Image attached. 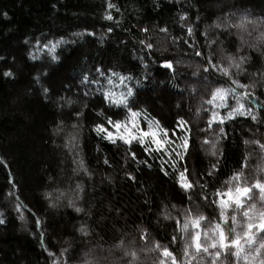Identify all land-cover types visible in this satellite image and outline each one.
I'll use <instances>...</instances> for the list:
<instances>
[{
  "label": "trees",
  "instance_id": "obj_1",
  "mask_svg": "<svg viewBox=\"0 0 264 264\" xmlns=\"http://www.w3.org/2000/svg\"><path fill=\"white\" fill-rule=\"evenodd\" d=\"M109 12L111 21L104 18ZM244 15L255 23L233 27ZM262 32L264 0H0V264H171L165 247L184 264L189 215L206 217L202 230L219 222L228 232L235 214L242 233L243 211L253 204L264 209L254 188L257 180L264 183ZM229 55L237 62L245 57L230 76L204 71L209 58L227 67ZM128 87L129 106L144 129L151 120L168 130L171 156L145 153L135 141L112 143L93 130L104 123L115 131L107 117L130 119L126 108L103 96ZM218 87L247 93L240 102L257 119L228 117L233 94L226 106L209 103ZM213 111L217 119L209 126ZM186 136L190 146L181 159L176 153H183ZM185 169L194 185L187 191L178 183ZM236 173L252 191L240 209H227L225 225L216 193L234 192ZM261 242L264 233L246 251L255 255ZM200 255L203 261L197 256L192 264H211ZM259 259L264 249L256 264ZM220 260L246 264L230 252Z\"/></svg>",
  "mask_w": 264,
  "mask_h": 264
},
{
  "label": "snow or ice",
  "instance_id": "obj_2",
  "mask_svg": "<svg viewBox=\"0 0 264 264\" xmlns=\"http://www.w3.org/2000/svg\"><path fill=\"white\" fill-rule=\"evenodd\" d=\"M107 7L111 9L113 8V5L109 3ZM104 18L109 21L114 19L110 12ZM248 23H255V21L248 20L247 16L244 15L240 17L239 23L232 26L238 29H244ZM215 26L217 28L221 27L220 24H216ZM108 31L111 32L112 29L109 28ZM187 31L189 35H191L192 29L189 28ZM259 39L261 41H264V32L260 34ZM141 43H143V41H141ZM56 46L57 45L53 44L49 51H54ZM147 47L151 49L152 45L148 44ZM201 54L202 53L200 52L196 53V55L198 56ZM55 58L56 57L53 56V59ZM227 60L229 62L227 67H218L216 61L213 58H209L207 60V66L204 68V71H219L224 76H230V69L232 67H236L237 69H239L243 64L245 57H240L239 62H237L234 57L229 55L227 56ZM163 66L167 67L170 70L173 69V63L171 61H164ZM97 71H99V69H97ZM11 75L12 73L10 70L4 72L5 77ZM85 79H87V77H85ZM120 79L121 83H123L126 78L121 77ZM128 79H130V77ZM92 82L95 83L96 81ZM109 83H111V80H109ZM232 83L235 84L237 88L248 87L247 85L241 84L237 80H233ZM44 91L47 92L48 90L45 89ZM133 94L134 92L132 87H128L127 91L120 93L119 96H116L115 93L104 91L103 96L105 101L109 102L113 106H123L124 108H126L128 113L130 114V119H126L125 121H113L111 117H107V124L115 131L109 130V127H106L104 123L95 124L93 130L96 131L97 134L103 133V138L112 143H116L117 140H119L122 141L125 145H131L135 141L143 147L145 153L151 154L154 152H163L171 156V151L166 147L167 145L173 143V141L169 137L168 130L161 128L158 121L153 122L151 120H148L146 122L147 130L144 129V127L138 122L140 113L129 106V97H132ZM229 94H233L237 98L236 105L232 107L228 113L229 118H234L236 115H241L251 116V119L253 121L257 119V117L252 114L251 108H246L245 105L240 102L241 97L247 96V93H237L236 88H216L212 93V100H210L209 103H213V101L219 100L220 103L216 105L217 107L226 106V100ZM77 115L79 116L80 114L77 113ZM100 115L103 114L100 113ZM216 119L217 113L213 111L212 117L209 120V126H211V123ZM224 119V117H220L219 123L222 124L224 122ZM184 124V121L178 120L177 127L183 128ZM220 132L223 133L224 129L220 128ZM71 139L74 140L75 137H71ZM256 143L259 144L260 142L256 141ZM189 146L190 137L186 136L183 140L182 145H180V147L184 150L183 153L178 152L176 153V155L183 159V156L187 154ZM214 147L215 145H213V148ZM260 147L264 149V144H261ZM130 155L134 160L138 159L135 152H131ZM105 163L107 164L108 161L105 160ZM144 163L146 164V166L151 167L150 164H147V161H145ZM161 171H164L163 167L161 168ZM186 172L187 169L179 174L180 178L178 182L179 186L185 191L194 187L193 183L188 179ZM164 174L167 175V172H165ZM240 175L241 174L239 173L234 174L233 178L238 182L234 192L231 188H229L227 192L221 193L219 190H217L216 193L218 200L215 203H217V206L219 208V220L223 221L225 225H227L229 219L226 215L227 209H229L233 205H235L236 209H240L244 201L250 198L249 194L252 191V188L240 185ZM77 188H80L79 184H77ZM254 188L257 189L261 194V200H264V183L257 180ZM45 195L47 197L50 194ZM69 204L72 205L73 201L69 200ZM75 210L77 212L82 211V209L79 207H77ZM243 216L246 218V223L243 226L244 230L242 233L237 231L238 224L235 214L231 216L232 224L228 232L225 231V227L222 226L219 222L215 223L213 227L207 230H202L201 222L206 219L205 216H186L183 230L187 232L189 226L191 225L193 232L190 234V241L185 242V247L183 249V256L188 258L187 261L184 262V264H192V261L195 260L197 256H200V260L203 261L204 256H201V253L205 254L207 257H211V264H218V261L219 264H223V261H221L220 258L222 254H228L229 252L233 257L237 258V260L243 258L246 264H256L257 259L261 257V250L264 249V242L259 243V247L255 248V255H253L249 251H246L245 245H247L248 248H252V246L257 243V234L264 233V209L257 210L256 205L253 204L250 208H246L243 211ZM2 223H4V221L0 220V224ZM37 224H39L38 220ZM80 231L83 232L84 229L81 228ZM232 233H235V235L232 236ZM172 239L173 241H175L176 237L174 236ZM157 247H159V245H157ZM233 249L234 251H232ZM162 255L164 257L171 258V264H181V262H178L176 255L167 247L163 248ZM65 264H67V262H65ZM86 264H89V262H86ZM259 264H264V259H259Z\"/></svg>",
  "mask_w": 264,
  "mask_h": 264
},
{
  "label": "rangeland",
  "instance_id": "obj_3",
  "mask_svg": "<svg viewBox=\"0 0 264 264\" xmlns=\"http://www.w3.org/2000/svg\"><path fill=\"white\" fill-rule=\"evenodd\" d=\"M186 65H188V64H186ZM200 79H198V78H196V79H193L192 80V82H193V84H194V82L196 83V84H198L200 81H199ZM203 82V81H202ZM183 89V88H182ZM195 89H196V87H195ZM182 91H184V89L182 90ZM192 93H193V90H192ZM19 215H20V220L22 221H24V219L26 218V216L24 215V214H22V213H19Z\"/></svg>",
  "mask_w": 264,
  "mask_h": 264
}]
</instances>
